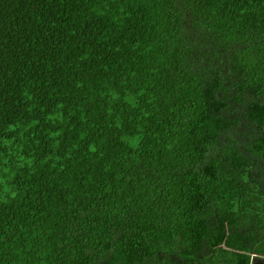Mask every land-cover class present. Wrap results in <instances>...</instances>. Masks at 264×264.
Returning <instances> with one entry per match:
<instances>
[{"label":"trees","instance_id":"1","mask_svg":"<svg viewBox=\"0 0 264 264\" xmlns=\"http://www.w3.org/2000/svg\"><path fill=\"white\" fill-rule=\"evenodd\" d=\"M264 255V0H0V264Z\"/></svg>","mask_w":264,"mask_h":264},{"label":"water","instance_id":"2","mask_svg":"<svg viewBox=\"0 0 264 264\" xmlns=\"http://www.w3.org/2000/svg\"><path fill=\"white\" fill-rule=\"evenodd\" d=\"M250 264H264V255L252 254Z\"/></svg>","mask_w":264,"mask_h":264}]
</instances>
